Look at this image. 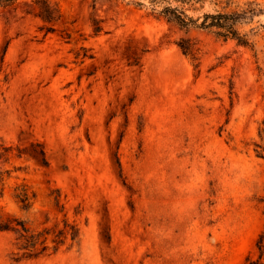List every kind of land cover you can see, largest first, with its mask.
Here are the masks:
<instances>
[{
  "label": "rangeland",
  "instance_id": "obj_1",
  "mask_svg": "<svg viewBox=\"0 0 264 264\" xmlns=\"http://www.w3.org/2000/svg\"><path fill=\"white\" fill-rule=\"evenodd\" d=\"M137 1L59 0L52 23L32 0L0 8V217L39 235L20 250L27 238L0 230V264L259 258L264 14L241 28L253 50Z\"/></svg>",
  "mask_w": 264,
  "mask_h": 264
},
{
  "label": "trees",
  "instance_id": "obj_2",
  "mask_svg": "<svg viewBox=\"0 0 264 264\" xmlns=\"http://www.w3.org/2000/svg\"><path fill=\"white\" fill-rule=\"evenodd\" d=\"M22 0H0V8H7L17 5ZM38 8V16L45 22H57L61 18L59 0H32ZM96 2V0H94ZM136 5L139 9L147 10L148 14L157 18L165 19L182 30H201L214 34L217 38L225 41L235 40L238 45L250 47L254 50L255 41L252 36L255 35V28L249 32H243L244 24L253 23L256 17L264 14V9L256 0H248L244 6L236 4L235 0H138ZM102 28L98 26L96 32ZM179 47L185 55L190 56L194 61L199 60L196 43L192 39H181L178 42ZM199 66V62L196 65ZM37 146H40L37 144ZM44 164L48 163L46 151L44 148L35 149ZM3 179L1 178L0 181ZM2 192H0L1 196ZM16 198L23 203L25 207L31 205L32 196L27 189L23 188L16 195ZM0 230L20 232L22 237H26L29 244L20 250H31L37 246L39 235L30 234L29 230L21 223L13 224L10 221H3L0 217ZM25 233V234H23ZM27 234V235H26ZM79 235V232L74 240ZM46 250L48 246L46 245ZM56 242V240H54ZM61 243V240L58 242ZM259 258L253 260L249 257L244 264H264V232L261 233L258 240ZM31 257V254L30 256Z\"/></svg>",
  "mask_w": 264,
  "mask_h": 264
}]
</instances>
